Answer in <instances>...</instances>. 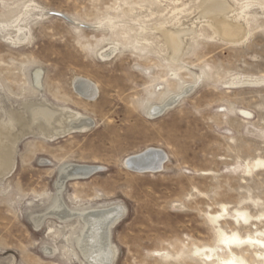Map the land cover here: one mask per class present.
<instances>
[{
    "label": "rangeland",
    "instance_id": "1",
    "mask_svg": "<svg viewBox=\"0 0 264 264\" xmlns=\"http://www.w3.org/2000/svg\"><path fill=\"white\" fill-rule=\"evenodd\" d=\"M117 208L112 264H264V0H0V264H94Z\"/></svg>",
    "mask_w": 264,
    "mask_h": 264
},
{
    "label": "bare ground",
    "instance_id": "2",
    "mask_svg": "<svg viewBox=\"0 0 264 264\" xmlns=\"http://www.w3.org/2000/svg\"><path fill=\"white\" fill-rule=\"evenodd\" d=\"M216 10L224 11L225 7L223 8L221 4H218L216 5L215 11ZM224 30H226V32L233 33L235 32L236 28L225 27ZM177 39L178 38L173 39V45L174 48L178 51L180 42H178ZM35 83L37 85H41L39 73L35 75ZM74 86L75 90L80 96L89 100H94L97 98L98 88L93 82L77 78ZM161 111V109L153 110V114L160 113ZM34 114L35 119L38 118V120L44 121V129L47 128L51 124L52 120H54L53 118H55L54 113L47 108H40L35 111ZM79 119L72 120L71 122L69 121L70 124L66 126L65 129H68V131H70L74 129L82 130L89 127L90 122L87 123L86 120ZM43 121L39 122L43 123ZM164 161L165 155L162 152L151 149L145 153L129 158L126 165L130 169L135 171L157 170L161 166H163ZM92 171L93 169L89 167H80L72 172L65 171L61 176V184L63 183V180L65 178H80L81 176L89 175L90 173H92ZM119 208L107 211H95L83 215V219L87 224V230L83 235V240L81 241V249L83 255L87 256L94 264H112L114 253L110 244V229L111 225L115 222V220H117L116 218L120 215L121 209ZM51 213L58 216L61 220L73 216L71 212L65 209L63 204H59V206L57 204V207ZM38 221H41V218H38L37 222Z\"/></svg>",
    "mask_w": 264,
    "mask_h": 264
},
{
    "label": "clouds",
    "instance_id": "3",
    "mask_svg": "<svg viewBox=\"0 0 264 264\" xmlns=\"http://www.w3.org/2000/svg\"><path fill=\"white\" fill-rule=\"evenodd\" d=\"M240 215H241L240 213H237V216H240ZM262 235H264V234H262ZM223 240H224L225 243L229 242L228 241V237H224ZM224 264H235V262H233V261H225Z\"/></svg>",
    "mask_w": 264,
    "mask_h": 264
}]
</instances>
